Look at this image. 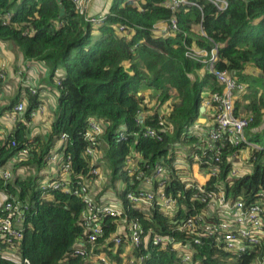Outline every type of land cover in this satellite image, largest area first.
Listing matches in <instances>:
<instances>
[{
  "label": "trees",
  "instance_id": "1",
  "mask_svg": "<svg viewBox=\"0 0 264 264\" xmlns=\"http://www.w3.org/2000/svg\"><path fill=\"white\" fill-rule=\"evenodd\" d=\"M170 1L113 0L105 19L94 24L78 12L74 0H0V39L13 42L27 58L47 64L53 82L58 69H64L57 81L59 103L47 139L38 135L31 142L28 135L32 112L42 103L39 88L36 94L25 89L24 95L23 90L5 111L19 102L26 103V121L18 122L0 141V168L13 161L14 172L10 180L0 176V217L7 215L4 206L8 201L27 207L24 234L17 243L19 253L0 254V264H91L89 259L105 243L113 244L118 231L116 217L105 218L103 234L91 252L92 243L86 241L88 233L83 225L82 199L62 189L49 190L53 199L42 197L41 184L53 152H63L64 160L71 155L70 176L74 180L89 172L85 133L92 119L105 128V146L100 150L104 168L111 171L109 184L120 180L126 184L125 191L118 190L117 194L127 219L139 221L145 233L172 234L178 241L187 238L185 232L172 230L173 223L205 207L196 202L198 208H193L194 190L184 189L175 164L180 152L191 163L195 152L202 153L200 146L206 136L195 134V124L209 112V119L214 120L212 94L224 90L202 63L187 56L190 47L216 46V68L227 70L245 85L235 102L236 114L250 119L246 137L261 147L223 148L226 159L221 171L208 183H219L228 197L242 199L248 206L259 200L260 192H264V0H229L225 10H218L207 0L199 1L201 8H171ZM8 13L11 16L5 22ZM159 23L167 25L169 31H155ZM150 92L153 105L147 101ZM163 108L168 132L159 127ZM139 115L143 123L137 121ZM148 127L158 129L163 139L146 137ZM120 133H124L122 138ZM26 146L31 147L29 155L14 161ZM138 153L141 160H137ZM233 153H244L246 165L235 176L231 171L236 160L229 159ZM131 156L135 167L148 173L158 163L168 169L167 192L177 195L181 190L178 199L184 204L175 215H165L158 208L138 209L129 203L126 193L140 186L137 175L130 176L126 170ZM97 194L103 197L106 190ZM152 236L134 247L131 255L144 257L143 264H186L177 250L154 244ZM79 243L87 253L77 252ZM193 249V260L198 264H256L264 258V243L233 254L211 237H203ZM108 252L113 253L112 249ZM113 257L119 260L117 254Z\"/></svg>",
  "mask_w": 264,
  "mask_h": 264
},
{
  "label": "built area",
  "instance_id": "2",
  "mask_svg": "<svg viewBox=\"0 0 264 264\" xmlns=\"http://www.w3.org/2000/svg\"><path fill=\"white\" fill-rule=\"evenodd\" d=\"M94 0H74L78 12L85 17L86 20L94 24H99L105 19V15L90 14ZM200 0H171L168 5L171 8H178L182 5L196 6L201 8ZM215 5L218 10H225L229 5V0H207ZM11 13L6 15V19ZM173 22V27H176ZM122 28V27H121ZM123 29V28H122ZM155 31L166 33L169 27L164 23H159ZM187 56L202 63L206 70L212 73L215 78L224 85L222 92L216 91L212 94L213 100V123L206 132V141L200 146L202 153L195 152L193 154L192 163L180 155L176 161V167L180 169V177L183 180L184 189L194 190L191 200L193 208L197 209L196 202L204 205L202 211L195 210L194 213L186 215L177 220L173 224L172 230L185 232L187 238L184 241H178L172 234H161L151 230L145 233L143 226L137 220H128L125 215V207L122 198L117 191H125L126 184L122 181V188L114 189L109 184V177L105 175L103 159V151L100 147L105 146L102 141V135L105 132L104 125L92 119L89 122L88 129L85 133V139L88 145L85 155L89 160V172L85 176H79L74 180L70 175L72 172V157L68 155L65 158L63 152L55 151L49 156L50 166L54 165L57 170L53 175L45 173V179L42 181V197L53 199V195L49 193L50 189H62L67 193H72L80 197L84 203L83 225L88 233L86 241L92 243L91 252L96 248L97 239L103 234L105 218L107 216L116 217L118 223L117 235L113 237V244L105 243L99 252L109 253L112 249L113 253H118L120 247L127 246V250L131 251L134 247L140 246L144 240L152 236L154 244L161 247L172 246V250H177L182 261L186 264H198L193 260V245L201 244L203 237H211L217 245L225 251L233 254H241L247 250L257 247L264 243V192H260L259 200L249 206L242 199H235L227 196V191L222 185L216 183L209 185L208 181L213 177H217L221 171L225 159L223 148L226 146H242L246 145L255 149L261 147L250 142L246 137V130L250 119L244 115H237L235 102L238 95L245 89L243 83L238 80L227 70H219L216 68L218 61V50L214 46L211 49L190 47ZM6 70L0 66V81L6 78ZM25 87L30 93H38V87L29 80L23 81ZM148 101V99H147ZM26 108L25 102H19L14 105L8 113V117L18 122H25L23 114ZM46 105L42 102L36 110L32 112L33 118L40 114H45ZM166 109L159 112L160 131H170L164 113ZM137 121L143 123L142 116L139 115ZM12 132H4L0 130V141L6 139ZM144 135L149 138L162 140L163 137L158 129L148 127L144 130ZM124 133H120V138ZM65 139V136H63ZM32 142V140H31ZM16 141H12V145H16ZM180 147V144H177ZM30 146L24 147L18 155L14 157L23 158L29 155ZM182 152H184L182 150ZM137 160H141V155L137 154ZM228 158V157H227ZM236 160L231 174L238 175L242 172V167L246 166L245 155L233 153L229 159ZM13 163V161H11ZM190 164V171H183L184 163ZM10 163V162H9ZM107 168V167H106ZM126 170L130 176L137 175L140 186L126 193L129 203L138 209L158 208L165 215H175L184 204L179 203L180 191L178 196L172 192H167L170 185L168 169L158 163L154 166L153 171L148 173L146 170H140L135 167L134 158L128 157ZM198 175L203 178H198ZM0 176L6 180L13 179L14 172L11 168L5 166L0 168ZM132 185L136 184V180L132 179ZM105 189L106 194L98 198V192ZM122 190V191H121ZM108 195H112L109 197ZM27 205L22 206L13 201L6 202L4 209L8 211L7 215L0 217V254L7 253L9 255L18 254L19 249L17 243L22 239L24 230L23 222L25 219V210ZM200 211V212H199ZM146 235V236H144ZM78 253H87L88 249L84 248V244H78ZM97 252V253H99ZM126 253V252H125ZM144 257L137 258L132 255L128 264H143ZM100 264H114L107 255L99 256Z\"/></svg>",
  "mask_w": 264,
  "mask_h": 264
},
{
  "label": "crops",
  "instance_id": "3",
  "mask_svg": "<svg viewBox=\"0 0 264 264\" xmlns=\"http://www.w3.org/2000/svg\"><path fill=\"white\" fill-rule=\"evenodd\" d=\"M94 13L99 14L101 12L100 10H95ZM19 50L20 48L13 42L0 39V66L7 73V78L0 81V130L4 132H13L15 130L16 124L14 120L10 119L8 113L5 111L14 97L21 94L23 90V94H26L25 89L27 88L23 81L29 80L30 83L36 85L41 91V100L46 105L47 110L45 114L36 116L29 123L28 135L31 140L38 135H42V137L47 139L50 125L55 118V110L59 103V93L56 90L52 91L46 85L49 83V80L52 81L48 65L42 60L21 56ZM60 72L64 74V69H60ZM203 117H205L204 121L207 123V127H200L195 131V134L205 137L207 129L213 121L209 119L210 112ZM56 170L57 168L52 165L50 169L47 168L45 170V173H48L50 176ZM198 178L201 179L203 176L198 175Z\"/></svg>",
  "mask_w": 264,
  "mask_h": 264
},
{
  "label": "rangeland",
  "instance_id": "4",
  "mask_svg": "<svg viewBox=\"0 0 264 264\" xmlns=\"http://www.w3.org/2000/svg\"><path fill=\"white\" fill-rule=\"evenodd\" d=\"M112 2L113 0H94L93 1V4H92V8L90 9V14L94 13L95 10H100V12L102 14H106L108 11H109V8L111 7L112 5ZM95 14V13H94ZM199 31V29H198ZM159 33V32H158ZM19 53L20 55L25 56L24 52L22 49L19 50ZM49 67V66H48ZM60 69H63V68H59L57 73L55 74L54 76V82L50 81L49 80V83H47L46 85H48V87L53 91V90H56V91H59L57 89V81L60 79V77L63 75L62 72H60ZM7 74V73H6ZM7 78V76H6ZM5 78V79H6ZM50 79V78H48ZM59 93V92H58ZM153 93H149V96H148V101L153 105L154 104V100L152 99L153 98ZM57 109V108H56ZM56 111V110H55ZM245 115V114H244ZM55 116V115H54ZM205 117L201 116L200 119L196 122L195 126H196V130H198L200 127H203V128H206L207 127V123L204 121ZM200 131V130H199ZM104 143V142H103ZM105 145V143H104ZM245 153V152H244ZM242 153L241 155L243 156ZM247 158V157H246ZM19 157H16V160H18ZM7 167L9 168H13V163L10 162L8 163ZM106 172H105V175H107L109 178L111 177V171L110 170H106L104 169ZM183 171H190V164L188 162H185L184 163V166H183ZM242 171L245 170L244 166L242 167L241 169ZM112 186H114V189H119V188H122V181H117L115 183L112 184ZM109 197H112V195H108ZM128 245H124L120 248V253H116L119 257V260L118 258L117 259H113L114 255H116L115 253H112L111 255L108 254V253H103V252H99V253H96L93 257V259H89L92 263L91 264H100V261H99V256L104 254V255H107L110 260L114 263V264H128L129 260L131 259L132 255L130 253L129 250H127ZM126 252V253H125ZM256 264H264V258H262V260H260V262L256 263Z\"/></svg>",
  "mask_w": 264,
  "mask_h": 264
},
{
  "label": "water",
  "instance_id": "5",
  "mask_svg": "<svg viewBox=\"0 0 264 264\" xmlns=\"http://www.w3.org/2000/svg\"><path fill=\"white\" fill-rule=\"evenodd\" d=\"M201 110L204 111V110H205V107L203 106V107L201 108Z\"/></svg>",
  "mask_w": 264,
  "mask_h": 264
}]
</instances>
